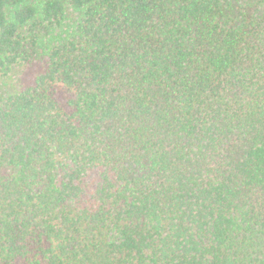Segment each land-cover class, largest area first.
Listing matches in <instances>:
<instances>
[{
    "label": "trees",
    "instance_id": "16d2710c",
    "mask_svg": "<svg viewBox=\"0 0 264 264\" xmlns=\"http://www.w3.org/2000/svg\"><path fill=\"white\" fill-rule=\"evenodd\" d=\"M0 264H264V0H0Z\"/></svg>",
    "mask_w": 264,
    "mask_h": 264
},
{
    "label": "rangeland",
    "instance_id": "374dc122",
    "mask_svg": "<svg viewBox=\"0 0 264 264\" xmlns=\"http://www.w3.org/2000/svg\"><path fill=\"white\" fill-rule=\"evenodd\" d=\"M41 70V63L35 61L16 68L7 78L0 80V89L15 91L31 85L38 72Z\"/></svg>",
    "mask_w": 264,
    "mask_h": 264
}]
</instances>
